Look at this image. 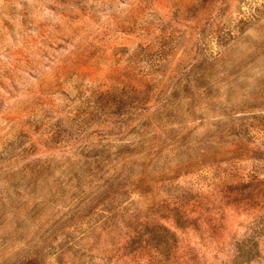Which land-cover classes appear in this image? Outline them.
<instances>
[{
	"label": "rangeland",
	"instance_id": "374dc122",
	"mask_svg": "<svg viewBox=\"0 0 264 264\" xmlns=\"http://www.w3.org/2000/svg\"><path fill=\"white\" fill-rule=\"evenodd\" d=\"M149 251L264 264V0H0V264Z\"/></svg>",
	"mask_w": 264,
	"mask_h": 264
},
{
	"label": "trees",
	"instance_id": "16d2710c",
	"mask_svg": "<svg viewBox=\"0 0 264 264\" xmlns=\"http://www.w3.org/2000/svg\"><path fill=\"white\" fill-rule=\"evenodd\" d=\"M163 244H156V245H154V246H151V248H149V249H154V251H156L157 253L156 254H159V255H161V256H164V259L166 260V255L163 253V251H162V249H161V246H162ZM160 247V248H159ZM135 252L132 254V253H129V252H123L122 254H121V256H127V257H129V255H130V258H131V260H134V261H137L138 260V253H139V251H141V250H139V249H135L134 250ZM144 254H145V258H146V260L148 259V264H161L160 262H157L156 261V256H155V254H152V252L151 251H149L148 253L147 252H144ZM164 254V255H163Z\"/></svg>",
	"mask_w": 264,
	"mask_h": 264
}]
</instances>
